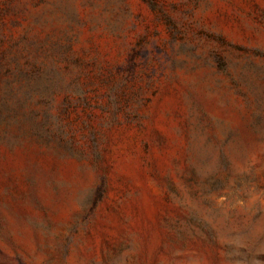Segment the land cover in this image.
<instances>
[{"label":"rangeland","instance_id":"1","mask_svg":"<svg viewBox=\"0 0 264 264\" xmlns=\"http://www.w3.org/2000/svg\"><path fill=\"white\" fill-rule=\"evenodd\" d=\"M0 264H264V0H0Z\"/></svg>","mask_w":264,"mask_h":264}]
</instances>
